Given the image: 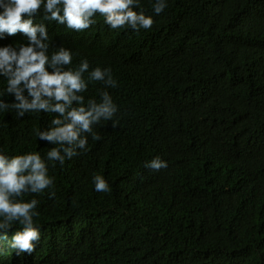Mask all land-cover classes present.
Wrapping results in <instances>:
<instances>
[{
	"label": "trees",
	"instance_id": "1",
	"mask_svg": "<svg viewBox=\"0 0 264 264\" xmlns=\"http://www.w3.org/2000/svg\"><path fill=\"white\" fill-rule=\"evenodd\" d=\"M154 2L140 0L155 23L139 32L99 14L82 32L44 20L43 9L34 17L48 28L49 55L63 46L69 68L87 59L89 71L111 69L117 87L93 81L82 95L99 102L106 90L119 111L115 127L102 120L86 134L87 150L47 162L53 185L21 197L39 201L36 250L16 255L13 222L0 264H264V0H167L159 15ZM6 86L0 76V99L13 103ZM54 118L0 109V153L47 160L59 146L37 131ZM155 157L167 167L146 168ZM95 175L110 191L95 190Z\"/></svg>",
	"mask_w": 264,
	"mask_h": 264
},
{
	"label": "clouds",
	"instance_id": "2",
	"mask_svg": "<svg viewBox=\"0 0 264 264\" xmlns=\"http://www.w3.org/2000/svg\"><path fill=\"white\" fill-rule=\"evenodd\" d=\"M166 7L167 0H155L153 11L159 15ZM41 9L44 20L76 32L94 25L97 14L114 30L131 28L139 32L155 23L142 9L136 10L140 9V0H0V39L18 33L27 38V43L18 47H0V76L7 81L5 95L15 100L8 103L0 99V109L12 108L18 117L29 112L55 113L52 127L37 131V135L40 140L59 146L47 152V160L38 152L11 157L0 153V241L8 240L13 222H19L22 228L10 241L16 255H31L41 239L40 228L33 219L39 215L36 211L39 201H24L21 197L25 193H42L52 186L54 178L49 175L47 162L58 161L63 165L66 158L79 155L78 150H87L86 134H92L93 126L102 120L113 121L119 111L106 90L100 92L99 102L90 99L85 104L82 93L87 91L89 82H102L107 89L117 87V80L110 68L96 67L89 71L87 59L75 69L67 67L72 63V52L63 46L49 55L48 28L45 23L34 21ZM92 138L100 139L95 134ZM145 167L159 171L167 167V162L155 157ZM93 182L97 192L110 191L103 176L95 175Z\"/></svg>",
	"mask_w": 264,
	"mask_h": 264
}]
</instances>
